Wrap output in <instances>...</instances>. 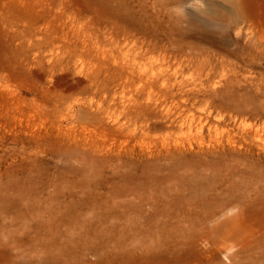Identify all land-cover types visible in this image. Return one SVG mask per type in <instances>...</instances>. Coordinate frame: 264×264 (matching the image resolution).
<instances>
[{"label":"rangeland","instance_id":"374dc122","mask_svg":"<svg viewBox=\"0 0 264 264\" xmlns=\"http://www.w3.org/2000/svg\"><path fill=\"white\" fill-rule=\"evenodd\" d=\"M256 3L248 20L227 27L225 18L211 16L215 10L228 13L217 0H180L171 6L163 0H0V183L9 187L18 181L25 188L36 185L45 195L53 192L57 174L65 169L63 153L85 146L104 170L105 179L92 188L102 202L130 166L186 164L203 172L201 180L214 197L205 205L225 204L218 215L200 223L235 222L240 234L225 240L209 229L186 228L191 236L184 229L165 234L160 229L148 231L152 236L147 245L146 231L140 236L131 228L106 235L90 230L99 234V241L89 244L88 230L73 232L69 224H62L55 226L56 231L53 224L47 230L54 231L55 238L46 230L27 228L22 233L24 245H0V264H55L47 260L52 254L44 251L50 240L62 235L68 240L61 237L57 242L67 248L60 253L65 264L248 262L247 252L257 248L250 243L264 236V0ZM164 55L172 72L158 76ZM179 62L183 70L174 74ZM24 176L39 183L30 184ZM49 181L53 184L48 186ZM231 191L246 192L248 197L231 198ZM124 199L148 211L162 203L138 195ZM60 200L70 203L71 197ZM187 201L183 205L189 214L202 210L205 203ZM47 202L43 199L41 204ZM185 215L194 217L184 213L185 222ZM146 216L140 219L146 222ZM192 219L190 224H199ZM167 233L171 235L166 243ZM185 234L195 237L184 241ZM238 251L244 262L238 263L239 256L234 255ZM42 252L47 258L39 257ZM158 253L165 257L173 253L174 258L156 260L153 254ZM176 254L184 259H176ZM128 255L135 258L129 260Z\"/></svg>","mask_w":264,"mask_h":264},{"label":"bare ground","instance_id":"6f19581e","mask_svg":"<svg viewBox=\"0 0 264 264\" xmlns=\"http://www.w3.org/2000/svg\"><path fill=\"white\" fill-rule=\"evenodd\" d=\"M163 1L166 3V5H170V6H171V4L177 5L180 2V0H163ZM217 2H218V5L223 7L224 9H226V11L228 13L226 12L227 14H224V12H221V11L216 12V10H215V12H212L211 16L216 17L217 19L218 18L219 19L225 18L224 22H225V25L227 27L239 26L240 22H242L244 20H248L250 15L253 14L252 10L255 7V4H257L256 0H217ZM204 5H205V3H204ZM170 67H171V64L169 62V59L164 55L162 58V61L159 63L158 76H160V75L165 76L166 74H167V76L171 75V73L168 72L170 70L169 69ZM182 70H183V67L181 66V63L179 62L177 64V66L174 68L173 73L178 74L179 72H182ZM165 79H167V78H165ZM85 148H86L85 146L82 148L76 147L75 149H71V150L67 151L66 153H63V155L61 156V159L64 161V164H65L64 168L65 169H63V170L61 169V171H59V173L57 174L56 180L54 182V185L56 186L54 191L52 190L53 192L47 193L46 195L37 191L36 185H35V187L25 188V187H22L21 184H19L21 182L17 181L13 186L10 185L11 187L9 186L10 187L9 188L6 183H4V184L0 183V245L6 247L10 244V242H17L21 245H24L25 241L23 240L22 233L25 232L27 228H29V229L35 228L38 231L42 230V229L46 230L45 232L50 235V238H53L54 234H55L54 231L52 232L50 230L51 232H48L49 228H51L53 226V224H54V229L56 231H57L56 228H59V226L61 227L62 224L63 225L69 224V227H70L69 229H70V231H73V232H74V229L75 230H77V229L88 230V232L86 231V235H88V238H89L88 243L89 244H96V242L99 241L98 240L99 238L97 239V236H99V234H97V236L95 235L96 234L95 232H97V231H100L103 235H106V233L108 231H109V233H110V231H112V233H115L114 230H117V232H118V231H121L122 229H126V228L134 229L136 232L140 231L141 234L142 233L144 234V232L146 231L148 233V235L150 233L148 231H151V233L152 232L156 233V230H160V229L163 230L164 234L167 230L170 231L171 229H176L175 232H177V233H178L177 230H179V229H182V233L184 230H185L184 232H186V230H188L186 228H193V229H195L194 231H196V229L206 230V231L209 229L211 231H216V232L223 234V237L225 240H235V239L239 238L240 234L237 232V229L239 227H238L237 223H235V222L228 224L227 222L219 223L218 221H215L210 226H208L207 224L200 223L202 221H204V223H206V221L210 220V218L213 215L216 216L217 211H219V212L222 211L225 207V204H222V202H221V204H218L219 203L218 202V203H216V204H218L217 207H216V204L215 205H213V204L212 205H209V204L205 205V204H207L206 202L209 201V198L212 199L214 197L208 194L209 191L207 190V186L204 185L203 181L201 180L203 178L200 176V174L202 175L203 172L201 173V170H197L198 168L194 169V167L191 168V166H187L186 164L180 165V166H168V167H165V166L158 167V166H156V164H150V165H146V166L141 167V168H139L138 166H130V168H128L129 170L127 169L128 173H126L125 175L123 174V175L118 176L119 180L114 181L112 183L113 184L112 189H111L110 194H109L110 197H108L107 199L104 198V200L101 202V200H98V198H97L98 197V195H96L97 193L94 194L92 188L94 189L96 186L98 187V184L102 180L105 179L104 170H103L102 164H99V161L95 157H89V155L86 153ZM93 149H94V147H93ZM210 164L211 163H209V165ZM116 168H118V167H116ZM206 169H207V165H206ZM164 170H166V171L163 172L162 174H160V172L164 171ZM114 171H117V170H114ZM210 176L212 177V175H210ZM24 178H25V176H24ZM257 178H259V177H257ZM25 180L30 181V184L31 183L32 184L39 183V180L36 179L35 177L34 178L26 177ZM15 181L16 180H14L13 182H15ZM50 181L47 183L48 186L53 184V182H50ZM26 182L24 184H26ZM259 182H261V181H259ZM27 184H28V182H27ZM27 184L23 185V186H27ZM54 185H52V186L54 187ZM171 185H175V186L171 187ZM253 185H255V184H253ZM30 186H28V187H30ZM235 190H237V189H235ZM247 191H249V190H247ZM130 195H138V196L145 198V199L152 198L155 201L162 200V203L155 204L154 209L151 208V210H149V211L148 210H142V209L138 208L136 206V204L127 201L128 199L127 200L124 199L125 197L130 196ZM64 196L71 197V202L70 203H61L60 199H61V197H64ZM230 196H231V198H234V199H236V198L246 199L248 197V194L246 192H232L230 194ZM111 198H112V200H115V201H109V200H111ZM43 199L48 201L44 205L41 204V201H43ZM120 199H123V202L122 201H121V203L117 202V200H120ZM207 199H208V201H207ZM88 200H90V201H88ZM173 200H174L175 204L173 203V205H171L170 201H173ZM186 200L190 201V205L192 202H196L195 204H197V201H200V200H204V202H205L204 206L203 207L201 206L202 210H199V208H198V210H195V212L191 210V212H193L192 214L194 217L186 218V215H185V218L188 219L186 221L187 223L183 219L184 213H188V215H192V214H189L188 211L186 212V209L190 210L188 208V206H186V204H185L186 208L183 209V206H184L183 204L186 203ZM54 201H57L58 204H53ZM62 202H64V201H62ZM114 202H117V204H113ZM106 203H107V205H106ZM224 203H225V201H224ZM229 203H230V201H229ZM201 204H203V201L201 202ZM85 205H87V207ZM195 207H197V206H195ZM181 212L182 213L184 212V213L181 214ZM58 215L63 219H59ZM141 216H146L148 218L147 221L146 222L142 221L140 219ZM191 218H193L192 222H194V220H198V221L202 220V221H199V224L197 223L198 225L195 223L197 221L190 224L191 220L189 221V219H191ZM162 219L169 220L170 222L172 220L173 225L170 226L172 223H170V225H169L166 220H162ZM66 220H67V222H66ZM120 220H122L124 222L119 223L118 221H120ZM31 221H33V222H31ZM77 223H79V225H77ZM188 223L190 225H187ZM56 225H58V227L55 228ZM79 230H77V231H79ZM90 230H93L95 234H91ZM65 231L66 230L64 229V232ZM169 231H167V232L170 233ZM146 232H145V234H146ZM168 233L166 234V239H165L166 243H167V241L169 242V240H170L168 237L171 234L169 235ZM171 233H172V231H171ZM180 233H181V230H180ZM58 234L61 235L60 232ZM64 234H67V233L65 232ZM75 234H76V231H75ZM143 234L140 236H143ZM158 234L160 235V231ZM176 234H174V235H176ZM189 234H188V236H191ZM150 235L152 236V234H150ZM120 236H119V238H120ZM151 236L148 237L149 240L147 242L145 240L146 244L151 240L150 239ZM185 236H186V234H185ZM188 236L182 237V238H185L183 240L184 241L186 239L190 240L193 237H195V236H193L192 238H190ZM61 237H63V235ZM61 237H60V239H61ZM69 237L72 238L74 236L71 237V235H70ZM124 237H125V235H124ZM146 237H147V235H146ZM198 237L200 238V235H198ZM50 238H48V239H50ZM63 238H66V236L64 235ZM60 239L57 238V240H60ZM81 239H82V237H81ZM118 239H117V242L120 241V240L118 241ZM143 239H146V238L143 237ZM52 240H50V242H49V243H51V244H49V248H47L48 246H46V250H45L46 252L44 251V253H46L45 255H47L48 252H50L52 255L49 256V258H47L43 255V252H42V253L38 254L39 257L42 259H43V257H45V258H47V260L49 259V261L50 260L54 261L55 264H65L61 261L63 258L60 256V253L64 250H66L67 248L66 247L65 248L59 247L57 240L56 239L53 241ZM61 240H63V239H61ZM66 240H68V239L66 238L63 241H66ZM74 240H76V239H74ZM124 240H126V239H124ZM132 240H130V242ZM161 240H162V238H161ZM134 241L135 240H133V242ZM140 241H142V240H140ZM155 241H158V240H155ZM197 241H198V239H197ZM197 241H196V244H197ZM53 242H54V244H53ZM83 242H85V241H83ZM181 242H183V241H181ZM34 243H36V242H34ZM46 243H48V242H46ZM69 243L71 244V242H69ZM152 243H153V240H152ZM190 243L193 244V242H190ZM62 244L67 245L65 243H62ZM180 244H181L180 246L183 247V244L182 243H180ZM185 244H188V243H185ZM206 244H207V241H206ZM252 244H254V245L257 244L258 246L256 245L257 248L253 249L252 254H250V252H247L248 254L246 256V259L249 258V260L246 264H256L257 262L260 264H264V236H261V239L258 242L250 243V245H252ZM53 245L55 247L51 248ZM76 245L79 246L78 242H76ZM76 245H74V243H73V246H76ZM83 245H85V243ZM101 245L103 247H105L103 245V242H102V244H100V247L102 248ZM147 245H145V246H147ZM67 246H69V248H70L71 245H67ZM86 246H84V247H86ZM177 246H178V244H177ZM229 246H232V245H229ZM72 247L70 249L73 251L74 248H72ZM130 247H131V249L133 248V246H130ZM150 247H151V245H150ZM92 248H93V245H92ZM92 248H90V249H92ZM96 248H98V246ZM32 249H34V248H32ZM189 249H191V248H189ZM102 250H103V248H102ZM41 251H42V249H41ZM115 251L118 252V249ZM119 251H121V249ZM133 251H134V249H133ZM136 251H138V250H136ZM186 251H187V249H186ZM98 252H99V250H98ZM103 252H105V249ZM103 252H101V253L103 254ZM108 252L110 253L109 250H108ZM114 252H111L112 255ZM124 252H125V250H124ZM131 252H132V250H131ZM140 252L141 251H139L137 254H139ZM240 252L241 251H238L236 254H234L235 256H239L238 263L244 262V260H245L244 259L245 256L241 257L239 255ZM55 253H57V254H55ZM129 253H130V251H129ZM165 253H166V250H165ZM108 254H106V255H108ZM116 254L117 253L115 252V255ZM130 254H132V253H130ZM137 254H134V256H136ZM144 254H145V252H144ZM76 255L77 254H75L74 257ZM148 255H147V257H148ZM170 255L172 256L173 253L169 254V256ZM180 255H181V253H180ZM180 255L177 256V254H176L174 256L176 259H179ZM102 256H104V255H102ZM134 256L129 257V255H128L129 260L131 257L133 258ZM153 256L156 258V260L161 259V257L163 259L164 258L168 259L167 257H169V256L165 257L161 254H159V255L153 254ZM190 256H191V254H190ZM63 257H65V255ZM113 257L115 258L114 255H113ZM144 257L143 258L141 257L142 258L141 260H143ZM181 257L182 258H180V259H184L183 256H181ZM80 258H82V256ZM80 258H76V260L80 259ZM106 258L109 259L107 256H106ZM111 258H112V256H111ZM176 259H175V261H176ZM100 260H101V256H100ZM120 260H121V258H120ZM122 260H124V258H122ZM126 260H128V259H126ZM69 261H71V259H69ZM137 261H138L137 263H139L140 260H137ZM213 261H215V260H213ZM118 262H119V260H118ZM146 262H144V263H146ZM144 263H142V264H144ZM211 263L214 264V262H211Z\"/></svg>","mask_w":264,"mask_h":264}]
</instances>
